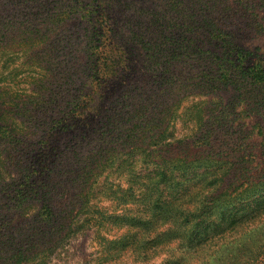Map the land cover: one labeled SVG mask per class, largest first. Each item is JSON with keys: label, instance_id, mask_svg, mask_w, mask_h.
Masks as SVG:
<instances>
[{"label": "trees", "instance_id": "1", "mask_svg": "<svg viewBox=\"0 0 264 264\" xmlns=\"http://www.w3.org/2000/svg\"><path fill=\"white\" fill-rule=\"evenodd\" d=\"M136 1L0 0V264H52L89 230L97 264H198L264 216L263 172L242 183L239 216L231 202L203 221L235 175L211 138L236 108L241 141L264 150V61L243 44L264 37V0H162L171 42ZM135 71L150 84L132 87ZM236 264H264V239Z\"/></svg>", "mask_w": 264, "mask_h": 264}, {"label": "rangeland", "instance_id": "2", "mask_svg": "<svg viewBox=\"0 0 264 264\" xmlns=\"http://www.w3.org/2000/svg\"><path fill=\"white\" fill-rule=\"evenodd\" d=\"M120 5L122 11H126L127 6L135 0H117ZM136 2H143L144 5L148 6L149 10H153L155 12L156 18L150 25V29L152 31H160L165 34V37L172 40V33L164 21L163 16V4L162 0H137ZM142 3V4H143ZM120 10V8H118ZM125 18V25L127 27H133L135 25L140 24L143 30L147 29L145 27L147 20H134L133 15L128 13H123ZM166 21L168 22V18ZM143 25V26H142ZM174 34V33H173ZM155 39L157 38V34H155ZM244 46L249 49L253 54L257 55L260 59L264 61V37H253L250 41H244ZM238 57L235 58V60ZM256 64L258 59H255ZM241 60L236 62L241 65ZM264 65V62L262 63ZM224 69V66L222 67ZM141 79L135 81L136 83H132V87L137 85L144 87L145 84L151 82V80L142 75V73L138 72L135 75H132V78ZM235 80V79H234ZM147 84V85H149ZM222 95V94H221ZM222 103L225 106L226 103L229 102L228 97L223 94ZM216 101V100H215ZM218 102V101H216ZM213 104V103H212ZM236 104V99H235ZM227 111L232 112V109ZM237 108L235 109V122L232 123H224L222 127L223 131L219 129L216 130L215 134L212 136V144H215V149L217 152H221L227 161H232L235 164V175L232 173L230 176H226L223 180V183L220 187L221 190L216 193V196L224 195L221 191L227 192V197H221L218 202H215L213 209L215 210V214H210L209 218H203L204 223L207 221H213L214 217H218V213L224 211V208H228L230 206L225 207L231 203L230 205H234L236 209L239 210L238 216L243 212L241 205L239 204L241 201L247 202L252 200L250 194L243 192L246 188V185H242V183L247 180H256L263 175L264 172V150H262V138L255 133L246 141H241L240 133L237 128L238 120H237ZM234 116H228L225 119L231 120ZM222 118V120H225ZM227 121V120H226ZM247 127L248 125H252V119L245 120ZM223 122H221L222 125ZM179 128L181 125L179 124ZM235 186V188H234ZM232 187V188H230ZM235 189V193L231 194ZM197 191L194 189L193 192ZM76 189H72L68 192V195H73L76 193ZM248 195V197H247ZM230 196V197H228ZM245 198V199H244ZM68 202V201H67ZM104 207H108L107 203L103 204ZM212 209V210H213ZM227 210V209H226ZM230 210V209H229ZM261 223V224H260ZM264 225V216L254 222H245L243 225H239L235 228V223L231 229L223 233L222 235L212 239L210 244H206L201 249L199 253V258L197 260L198 264H236L238 262V256L242 249L243 243L246 241L248 244L253 245L256 241V244L259 240L264 239V233L260 229V227ZM257 227V228H256ZM114 231L110 234L113 237ZM111 235L108 237L111 238ZM96 235L95 230H89L83 232L81 234H77L67 240V243L64 245L62 249L59 250V253L54 257L52 264H97L98 258L101 256V249L97 246V242L95 241ZM253 247V246H251ZM159 256L160 258L163 257ZM158 257V259H159ZM133 257L130 255H125L121 257V260H117L115 262H110V260L105 261L104 264H132ZM137 264V263H136Z\"/></svg>", "mask_w": 264, "mask_h": 264}]
</instances>
